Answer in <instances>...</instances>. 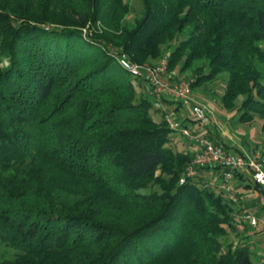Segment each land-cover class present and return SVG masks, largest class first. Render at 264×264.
<instances>
[{
  "label": "trees",
  "instance_id": "trees-1",
  "mask_svg": "<svg viewBox=\"0 0 264 264\" xmlns=\"http://www.w3.org/2000/svg\"><path fill=\"white\" fill-rule=\"evenodd\" d=\"M130 2L0 0V264H256L249 243L222 241L235 203L202 176L181 184L193 153L173 148L170 110L138 96L109 46L147 63L192 27L172 79L198 60L210 69L193 89L227 72L222 103L240 99L251 123L264 119V0H144L133 25Z\"/></svg>",
  "mask_w": 264,
  "mask_h": 264
},
{
  "label": "built area",
  "instance_id": "built-area-1",
  "mask_svg": "<svg viewBox=\"0 0 264 264\" xmlns=\"http://www.w3.org/2000/svg\"><path fill=\"white\" fill-rule=\"evenodd\" d=\"M87 28L88 26L84 28V35L90 32ZM109 51L116 56L124 69L129 70L133 77L149 83V95L155 97L156 108L170 110L167 115L170 128L190 138L194 149L193 159L192 164L186 166L183 178L180 180L181 184H185L189 177L202 176L201 179L206 188L221 192L235 203L233 223L240 234H244L248 227L253 230L260 226L264 228V218L242 206L234 183L239 175H245L249 182L264 189V152L257 150L252 155L244 150L233 152L231 148L218 145L209 137L198 138L189 126H183L184 122L175 119L174 112L179 109L178 104H181L191 109L196 121H200L203 125L211 127L218 123L215 119L214 108L195 100L191 82H179L172 79V75H176L169 71L168 58L155 64L146 62L138 64L114 46H109ZM170 101H174V104H169ZM204 169L211 172L218 170L220 177L217 174L205 177L201 173ZM256 264H264V257L261 256Z\"/></svg>",
  "mask_w": 264,
  "mask_h": 264
},
{
  "label": "rangeland",
  "instance_id": "rangeland-1",
  "mask_svg": "<svg viewBox=\"0 0 264 264\" xmlns=\"http://www.w3.org/2000/svg\"><path fill=\"white\" fill-rule=\"evenodd\" d=\"M129 1H131L130 3L132 5V12L129 16H127L126 21L128 22V24L133 25L135 21L139 19L140 16L143 15L144 0H129ZM93 27L94 26L92 25H88L87 29H89L91 33L94 32L95 28L97 27H98L97 29L101 28L104 31L108 30L107 27L104 26V24L102 25L101 23L97 24L96 27L94 28ZM191 28L192 27L185 28L182 34H180L176 39L177 41L171 43L170 45L171 47L167 48L168 49L167 52L165 51L166 56H164L161 59L159 58L153 61H149L147 63L155 64L164 58H168L170 50L174 49L179 44V42L182 41V39L184 38L187 39L189 37ZM112 46L118 49L120 48L118 47V45L113 44ZM5 63L8 64V61H5ZM258 64H259V68H261L262 71H264V64L261 63ZM192 67H193L192 69L186 70L185 72H183V74L178 75L177 80L179 82L188 81L192 83L193 81H195L196 70H200L202 71V73H207L210 69V67L207 66L205 61H201V60L196 61V64ZM131 78L135 83V88L138 96H141L143 94L149 96L150 97L149 100L153 103V105H155V97L149 95L150 92L149 83H147L143 79H138L133 76ZM228 78H229L228 73L224 72L219 77H217V79H214L213 81L207 82L203 85L202 84L197 85V87H195L194 89L192 88L193 96L195 100L197 102L198 101L202 102V104L208 105L211 108L212 107L214 108L215 119L218 117L219 120L222 121V125L224 123V125L226 126L227 131L225 134H229L228 136L229 141L237 140L240 144L243 143L247 152H252L255 148L258 147H264V132L262 131V125L264 119L256 116L254 122L246 123L245 121L240 120L241 112L238 110L239 105L241 103L240 99L235 103L236 106L235 109H231V107L224 106V104L222 103V96L225 95V87L227 81H229ZM151 115L156 120L157 119L159 120L162 117V113L156 111L155 107L152 108ZM174 115H175V119L180 121L187 119V122L189 123L188 126L194 132V134L197 135L198 138L203 136L205 137V135L208 134V130H206L205 125H203L200 121L199 122L196 121L195 116L191 112V109L184 107V109H181L177 113L174 112ZM174 136L175 138L174 141L172 142V146L175 150L179 152L189 151L193 153L194 149L192 148V142L190 138H187L186 136L184 137L178 133L177 134L175 133ZM233 142L234 141H232V143ZM242 198L245 199L244 196ZM243 199H241V201H243ZM242 204L244 203L242 202ZM255 232L256 230L252 232V236H250L249 238L250 240L248 241L252 242L251 245H249L250 251L252 253L254 263H257L259 259H261L260 256L264 257V233L260 232L258 234H255ZM242 235L243 234H240L238 230L236 231L233 230L226 238H223L222 241L226 245H230L231 242L235 244L236 243L235 239H238L239 241H243L240 239ZM231 238L234 240H231ZM3 252L6 253L5 254L6 256L10 254L7 252V250Z\"/></svg>",
  "mask_w": 264,
  "mask_h": 264
},
{
  "label": "crops",
  "instance_id": "crops-1",
  "mask_svg": "<svg viewBox=\"0 0 264 264\" xmlns=\"http://www.w3.org/2000/svg\"><path fill=\"white\" fill-rule=\"evenodd\" d=\"M216 121L218 123L213 124L211 127L209 126L207 127L206 130H208V133H210V135L212 136L214 135L213 137L218 143L220 144L222 143L228 148H231L233 152L241 151V150H244L245 152H247L243 143L240 144L237 140H232L234 141L233 143L232 141H229L228 139L229 134H225L227 131L226 126L224 125V123L222 125V121H220L218 117L216 118ZM257 150L264 152V147L255 148L252 152H247V153L249 155H252ZM201 173L205 177H210L211 175H214V174H217L218 176L220 175V172L218 170L211 172V171H207L204 169V170H201ZM234 183H235V189L237 190L236 193L240 196V200L243 196L245 197V199L242 198L243 201H240L244 203L242 206L247 207V209L251 211L252 213H254L255 215H259L262 218H264V191H261V189L255 188V186H253L251 189H247L245 185L250 182L247 179L241 181L240 177L237 178ZM246 230L247 231L250 230V231L249 232L246 231V234L244 232V234L241 236L240 239L243 240V242L249 243L250 245L252 242L248 240H250L249 238L250 236H252V232L254 230H256L255 234H258L260 232L264 233V228L261 226L258 229H254V230L248 227ZM231 240H234V239L231 238ZM237 241L239 240L235 239L236 243Z\"/></svg>",
  "mask_w": 264,
  "mask_h": 264
}]
</instances>
